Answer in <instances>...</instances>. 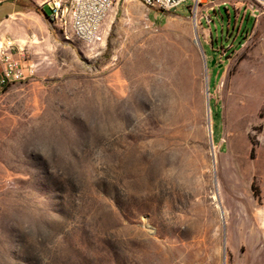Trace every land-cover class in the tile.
<instances>
[{
  "label": "rangeland",
  "instance_id": "374dc122",
  "mask_svg": "<svg viewBox=\"0 0 264 264\" xmlns=\"http://www.w3.org/2000/svg\"><path fill=\"white\" fill-rule=\"evenodd\" d=\"M188 5L115 0L94 50L0 37L33 69L0 89V264H264V17Z\"/></svg>",
  "mask_w": 264,
  "mask_h": 264
},
{
  "label": "built area",
  "instance_id": "2783aa9c",
  "mask_svg": "<svg viewBox=\"0 0 264 264\" xmlns=\"http://www.w3.org/2000/svg\"><path fill=\"white\" fill-rule=\"evenodd\" d=\"M115 0H44L50 10L48 19L59 31L66 42H80L90 50L104 45L103 23L113 7ZM146 7L162 12H173L183 4L190 2L188 10L194 18L207 20V11L214 9L217 1L234 4L241 11V18L258 19L264 17V0H138ZM15 45L10 40L0 39V88L8 82L22 79L33 73L32 67H23L13 52Z\"/></svg>",
  "mask_w": 264,
  "mask_h": 264
},
{
  "label": "crops",
  "instance_id": "0c3cea01",
  "mask_svg": "<svg viewBox=\"0 0 264 264\" xmlns=\"http://www.w3.org/2000/svg\"><path fill=\"white\" fill-rule=\"evenodd\" d=\"M47 7L42 5L41 12L37 10H31L30 12L21 11L20 1L18 0H3L0 1V37L11 34L16 37L17 41L23 40L26 37H37L36 42H29L32 44H40L43 42L51 50V55L54 49H58L59 46H65V42L59 37V31L50 23L48 16L43 12V8ZM48 8V7H47ZM220 7H218L219 9ZM15 14L22 15L23 24L19 29L14 27L11 22V18ZM27 43H20L21 51L18 53L21 63L24 65L33 64L34 59L25 54L24 45ZM67 45V44H66ZM39 58V57H38ZM1 70V68H0ZM1 89V88H0Z\"/></svg>",
  "mask_w": 264,
  "mask_h": 264
},
{
  "label": "bare ground",
  "instance_id": "6f19581e",
  "mask_svg": "<svg viewBox=\"0 0 264 264\" xmlns=\"http://www.w3.org/2000/svg\"><path fill=\"white\" fill-rule=\"evenodd\" d=\"M193 23L196 24V20H195V18L193 19ZM194 41H195L196 44H199V43H198V40H197V36H195ZM208 112H209V109L207 108V116H208ZM208 118H209V117H208ZM210 133H211V126H210V124H209V126H208V135H209V136H210Z\"/></svg>",
  "mask_w": 264,
  "mask_h": 264
},
{
  "label": "water",
  "instance_id": "95a60500",
  "mask_svg": "<svg viewBox=\"0 0 264 264\" xmlns=\"http://www.w3.org/2000/svg\"><path fill=\"white\" fill-rule=\"evenodd\" d=\"M210 64H211V65L214 64V59H212V60L210 61ZM218 67H221V65H218Z\"/></svg>",
  "mask_w": 264,
  "mask_h": 264
}]
</instances>
